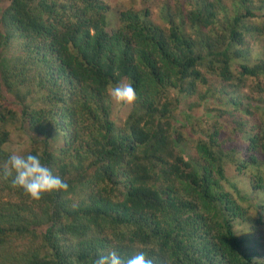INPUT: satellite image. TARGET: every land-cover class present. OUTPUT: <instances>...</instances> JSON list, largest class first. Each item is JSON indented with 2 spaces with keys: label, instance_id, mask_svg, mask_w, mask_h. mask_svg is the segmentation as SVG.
Wrapping results in <instances>:
<instances>
[{
  "label": "trees",
  "instance_id": "1",
  "mask_svg": "<svg viewBox=\"0 0 264 264\" xmlns=\"http://www.w3.org/2000/svg\"><path fill=\"white\" fill-rule=\"evenodd\" d=\"M167 2L157 19L131 0H10L0 13V264H94L113 250L264 264V0ZM211 80L229 119L255 115L245 154L190 128L202 114L178 122V94L209 102ZM122 81L137 97L123 122L108 93ZM13 152L39 155L67 190L33 200L4 172Z\"/></svg>",
  "mask_w": 264,
  "mask_h": 264
},
{
  "label": "rangeland",
  "instance_id": "2",
  "mask_svg": "<svg viewBox=\"0 0 264 264\" xmlns=\"http://www.w3.org/2000/svg\"><path fill=\"white\" fill-rule=\"evenodd\" d=\"M119 0H108V5L111 10H116L117 5L116 2ZM169 0H153V2L150 3H143V0H131V3L134 4L135 9H143L144 7L148 6L150 7V15L154 18H158L159 11L161 12L162 7L168 3ZM10 0H1L0 1V13L5 9V7L9 4ZM173 3L174 0H171ZM253 4V2H252ZM254 4H256V0H254ZM173 7V6H172ZM159 21V20H158ZM258 43V44H256ZM258 45H262V42L259 43V41L255 42L254 50H256V47ZM119 83H126L125 81L119 82ZM118 83V84H119ZM209 86H200L199 89L202 88L201 92H205L208 87H211L209 91H207L206 97H208V100L205 99H198L197 96H188L185 98L182 97L181 94H178V97L180 99V102L178 103L176 109L174 110V113L178 115V122L183 123L184 122V116L186 114L199 116L202 114V119H193L192 122L189 121L190 128H199L202 127L204 129H210L211 131L216 130L218 131V137L222 143V145L226 149H233L234 147L237 151H239L240 154H245L246 150L245 147L242 144L243 139H246L248 136L247 134V128L249 125H251L254 121L255 115L246 114L247 112H241V111H232L233 112V118L229 119V116H226L224 114L225 111L232 110L231 106L229 105H218L214 102L215 95H213L214 88L217 89L216 94L219 93L218 89L221 91V82L217 80H211ZM111 88V87H110ZM110 88L108 89V93L110 95ZM239 90L245 91L247 93V96L250 94V90L248 87L242 88L238 87ZM245 89V90H244ZM177 95L175 91L171 90L169 92V97H173ZM222 95V92L220 96ZM228 96V95H227ZM226 96V97H227ZM113 100V99H112ZM192 104L191 108H188L189 105ZM133 104H125V103H116L113 101V117L117 121L125 120L132 108ZM246 108H244V111ZM191 116V117H192ZM200 120H202V123L200 124ZM244 121L245 126L242 130L243 124L240 122ZM188 122V121H187ZM247 125V126H246ZM192 134V133H191ZM190 134V135H191ZM18 136H14L13 139L16 140ZM14 144V143H13ZM187 153H192L191 143L189 142V145L185 146ZM236 164L232 162H226L225 170L227 172L233 173V167ZM229 173V174H230ZM235 173V172H234ZM239 188L244 187V184L239 183L237 186ZM242 229H245L244 226H242Z\"/></svg>",
  "mask_w": 264,
  "mask_h": 264
},
{
  "label": "clouds",
  "instance_id": "3",
  "mask_svg": "<svg viewBox=\"0 0 264 264\" xmlns=\"http://www.w3.org/2000/svg\"><path fill=\"white\" fill-rule=\"evenodd\" d=\"M110 96L116 103L132 104L137 99L130 82L119 83L110 88ZM4 172L12 177V184L20 187L33 200L41 199L48 192L67 190V182L41 163L39 155L13 152L4 163ZM94 264H152L143 252L122 257L115 250L107 255H98Z\"/></svg>",
  "mask_w": 264,
  "mask_h": 264
}]
</instances>
